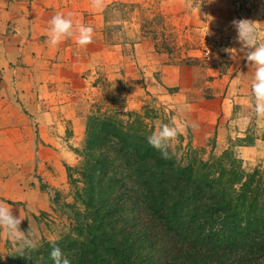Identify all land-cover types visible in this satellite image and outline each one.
I'll use <instances>...</instances> for the list:
<instances>
[{
    "label": "rangeland",
    "instance_id": "374dc122",
    "mask_svg": "<svg viewBox=\"0 0 264 264\" xmlns=\"http://www.w3.org/2000/svg\"><path fill=\"white\" fill-rule=\"evenodd\" d=\"M240 19L256 21L264 31V0H115L98 21L103 33L101 45L96 51H84L98 55L92 67L89 62L66 61L64 54L60 56V77L69 76L73 66L86 65L83 76L91 81L82 83L75 78L68 84L60 82V87L71 88L67 103L74 106L83 102L88 111L75 115L77 129L68 125L72 123L69 117L66 119L63 135L75 138L65 143L64 154L54 158L49 153L51 159L40 163L39 141L51 133L53 116L41 118L30 109L21 115L24 110L18 109L20 115L15 118L23 120V129L12 131L3 126L0 132V181L13 172L11 185L20 180L21 186L36 185L49 193L52 210L39 212L37 233L32 229L40 244L53 234L62 238L73 226L67 204L77 203V198L69 168L78 178L88 120L98 110L118 112L126 120L137 115L152 133L173 119L189 125L194 122L198 127H187L175 148V157L182 164L221 158L227 153L241 161L246 174L256 167L264 168V127L257 123L250 98L253 70L242 53L234 60L225 51L240 48L232 24ZM93 84L96 89L91 88ZM83 87L90 88L86 96L82 95ZM47 148L63 152L52 145ZM40 172L56 177L59 184L54 185ZM11 249L17 250L9 241L0 259H6Z\"/></svg>",
    "mask_w": 264,
    "mask_h": 264
},
{
    "label": "trees",
    "instance_id": "16d2710c",
    "mask_svg": "<svg viewBox=\"0 0 264 264\" xmlns=\"http://www.w3.org/2000/svg\"><path fill=\"white\" fill-rule=\"evenodd\" d=\"M87 133L79 177L69 168L73 226L58 242L70 264H264V168L246 174L227 153L163 159L132 114L98 110ZM50 251L45 240L0 264H53Z\"/></svg>",
    "mask_w": 264,
    "mask_h": 264
},
{
    "label": "crops",
    "instance_id": "0c3cea01",
    "mask_svg": "<svg viewBox=\"0 0 264 264\" xmlns=\"http://www.w3.org/2000/svg\"><path fill=\"white\" fill-rule=\"evenodd\" d=\"M114 1L105 0L104 9L96 11L92 8L90 0H0V132L3 126L9 127L12 131L23 129V127L21 129L23 120L18 121L15 118L20 115L17 114L20 112L18 109H21V112L24 110L21 115L25 114V110L30 109V113L38 117L41 115V118L53 116L54 121L49 126L51 133L47 132L39 141L41 164L51 159L49 153L54 158H60L66 151L65 143L74 141L75 137L67 139L63 135V130L67 127L66 119L69 117L72 123L68 125L77 129L78 120L75 115L88 114L83 102H78L79 104L74 106L67 103L71 88L60 87V82L68 84L75 78L82 83L91 84L87 75L83 76L86 74L84 68L87 66L83 65L79 68L73 66L69 76L60 77V56L64 54L63 59L66 61L79 59L89 62V67H92L91 63L98 55L93 53L89 55L84 51L87 48H90V51H96L101 45L99 39H103V33L98 21L109 4ZM57 13L65 15L70 13L74 22L92 26L93 42L86 47H80L73 37L59 46H49L47 36L49 21ZM43 35L47 37L44 39ZM66 51V54L63 53ZM91 88L97 87L93 84ZM89 91L90 88L85 87L81 93L86 96L84 93L88 94ZM68 108H72L71 111ZM218 123L217 119L216 124ZM213 127L211 126L210 129ZM218 132L221 139V122L218 125ZM198 133L201 134V132ZM51 145L54 149L61 148L63 152L61 153L58 149L55 151L48 149L47 147ZM21 173H24L23 170ZM40 174L45 175L47 180L51 179L54 185L59 184L56 177L46 172H40ZM12 175H14L13 172ZM12 175H9V178H12ZM9 178L0 181V202L12 208L14 215L25 217L20 224L22 230L27 231L31 223V228L37 233L35 223L40 219L39 212L52 210L49 193L36 185L21 186L20 180L18 184L11 185ZM9 241L11 240L6 233H0V256H5V245Z\"/></svg>",
    "mask_w": 264,
    "mask_h": 264
},
{
    "label": "clouds",
    "instance_id": "9594fccd",
    "mask_svg": "<svg viewBox=\"0 0 264 264\" xmlns=\"http://www.w3.org/2000/svg\"><path fill=\"white\" fill-rule=\"evenodd\" d=\"M90 2L92 8L96 11H101L105 7V0H90ZM232 24L237 31L235 39L240 43V48H228L225 51L229 52L234 60L240 59L242 53V58L247 61L249 68L253 70L250 98L257 116V123L264 127V31L260 30L256 21L249 19L234 20ZM47 36L49 46H59L65 40L74 37L78 46L86 47L93 42L94 29L90 25L74 22L70 13L68 15L57 13L49 21ZM189 126L193 130L198 127L194 122L189 125L186 122H178L173 119L169 123L159 125L147 137V141L150 146L160 153L163 159H171L173 156H177L175 148L178 139ZM24 218H21V215H14L12 208L0 202V233L7 234L19 255L31 258V255L25 253L37 251L40 246V238L32 230L31 223L27 231L20 228ZM75 238L73 234V239ZM47 239L51 247L49 255L53 264H70L69 259L58 246L61 237L53 234L48 236Z\"/></svg>",
    "mask_w": 264,
    "mask_h": 264
}]
</instances>
